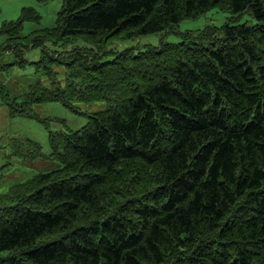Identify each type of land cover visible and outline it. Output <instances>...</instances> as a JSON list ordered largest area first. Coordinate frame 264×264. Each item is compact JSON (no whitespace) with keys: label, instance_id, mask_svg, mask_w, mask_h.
<instances>
[{"label":"trees","instance_id":"1","mask_svg":"<svg viewBox=\"0 0 264 264\" xmlns=\"http://www.w3.org/2000/svg\"><path fill=\"white\" fill-rule=\"evenodd\" d=\"M213 7L230 18L181 42L106 49ZM29 19L24 7L0 26V76H31L18 94L0 80L9 115L106 107L49 132L58 166L0 192V264H264V1L63 0L54 26L26 36Z\"/></svg>","mask_w":264,"mask_h":264},{"label":"rangeland","instance_id":"2","mask_svg":"<svg viewBox=\"0 0 264 264\" xmlns=\"http://www.w3.org/2000/svg\"><path fill=\"white\" fill-rule=\"evenodd\" d=\"M264 1V0H263ZM63 0H0V26L5 21L16 19L24 7H32L38 15L36 20L23 22L21 33L31 35L41 32L45 28L55 25L56 16L61 9ZM231 14L213 7L197 17L186 18L174 26L171 31L141 35L133 38L115 40L107 45V50L118 52L128 47H134L135 52L150 46H158L163 42H181L185 35H198L208 25L219 26L230 18ZM238 22L254 23L250 12H244L238 16ZM39 51L34 50L28 56L29 60H36ZM106 55L105 58H111ZM59 78H63V67ZM27 71L25 74H29ZM6 77V78H5ZM0 76V80L9 86L14 94H18V88L25 87L31 76L22 72H13L8 76ZM106 103L74 101L72 107H67L61 102H42L32 107L33 116H10L7 108L0 104V192L5 191L10 184L21 181L34 173L47 171L58 166V162L49 158L50 147L48 134L52 131H67L82 127L90 115L95 111L103 110ZM32 139L42 146V156L35 159H21L10 156V144L15 139Z\"/></svg>","mask_w":264,"mask_h":264},{"label":"bare ground","instance_id":"3","mask_svg":"<svg viewBox=\"0 0 264 264\" xmlns=\"http://www.w3.org/2000/svg\"><path fill=\"white\" fill-rule=\"evenodd\" d=\"M248 58V57H247ZM238 243V242H237ZM239 244V243H238Z\"/></svg>","mask_w":264,"mask_h":264}]
</instances>
